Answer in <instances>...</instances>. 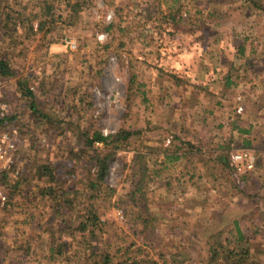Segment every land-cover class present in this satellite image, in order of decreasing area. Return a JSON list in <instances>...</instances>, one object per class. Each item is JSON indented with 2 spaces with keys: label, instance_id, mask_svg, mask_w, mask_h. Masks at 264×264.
I'll return each mask as SVG.
<instances>
[{
  "label": "rangeland",
  "instance_id": "1",
  "mask_svg": "<svg viewBox=\"0 0 264 264\" xmlns=\"http://www.w3.org/2000/svg\"><path fill=\"white\" fill-rule=\"evenodd\" d=\"M165 1L91 0L74 25L58 24L23 54L7 52L14 74L5 78L3 96L10 113L21 117L8 124L17 131L8 176L15 180L28 174L33 156L62 160L65 149L79 147L78 125H93L105 136L121 128L140 131L130 142L158 148L168 147L177 136L200 151L175 163L170 188L163 187L165 181L161 187L149 185L152 209L163 220L155 248L184 252V264H207L211 249L234 239L229 232L238 221L251 243L248 264H264V15L245 0H181L184 21L160 27V11L165 13L170 4ZM208 12H214L211 18ZM66 39L75 49L65 46ZM240 43L245 53L237 59ZM227 72L236 84L228 89L220 81ZM131 75L134 84L128 83ZM20 84L32 91L41 109L75 126L60 135L64 125L39 124L29 114L20 115L26 106ZM234 123L249 133L233 132ZM217 145L228 146L229 157L234 150H249L255 157L253 170L235 173L213 163ZM132 148L118 151L110 162L108 182L118 195L128 188ZM7 192L0 184V264H40L38 253L24 252L28 244L36 249L35 227L23 222L26 213L16 203L5 208L7 199L1 197L7 198ZM104 218L124 222L115 208ZM7 249L14 252L7 255Z\"/></svg>",
  "mask_w": 264,
  "mask_h": 264
},
{
  "label": "trees",
  "instance_id": "2",
  "mask_svg": "<svg viewBox=\"0 0 264 264\" xmlns=\"http://www.w3.org/2000/svg\"><path fill=\"white\" fill-rule=\"evenodd\" d=\"M90 1L0 0V75L9 78L14 74L12 63L6 57L7 52L23 54L37 37L46 40L58 24L74 25L78 15ZM245 1L255 13L264 15L263 0ZM165 3L170 4L165 13L160 11V27L178 26L184 21L183 2L168 0ZM30 7L32 10H29ZM189 14L186 10L185 16ZM213 14L214 12H208V18ZM198 21L201 25L205 24L201 17ZM111 28L110 24L106 31ZM49 43L50 40L46 44ZM244 50V43H240L237 59L244 57ZM229 65L231 70H238L233 64ZM220 81L227 89L236 85L230 72L224 73ZM128 83H135V75H131ZM20 87L26 101L20 115L29 114L39 124L45 121L51 126L64 125V131L62 128L60 135L68 131L66 127L75 126L74 121L58 118L54 112L41 109L32 91L23 84ZM141 95L145 99V93L141 92ZM20 119L17 113L11 114L7 123L13 125ZM74 128L79 129V147L65 149L62 160L44 162L40 157L33 156L29 162L28 174H21L11 180L8 176L13 166L11 165L0 175V184L8 190L5 208L16 203L26 213L23 222L32 224L37 232L35 239L29 238V241L34 239L36 249L28 244L24 248L25 254L38 253L40 264H184V252H163L154 246L160 243L157 229L163 220L159 212L152 209L154 200L150 199L149 185L157 187L165 181L163 187L170 188L173 180L171 168L188 153H198L200 149L177 136H173V142L168 147L158 148L144 146L141 142H130L131 137L141 134L140 131L129 132L121 128L116 133L105 136L93 125L85 129H80L79 125ZM230 130L237 134L249 133L235 123ZM19 132L22 133L21 130ZM96 143H101L103 149L96 148ZM131 146L134 152L127 176L128 188L118 195L117 190L108 182L110 162L118 151L128 150ZM216 147L219 151H216L211 161L224 170H232L229 168L227 153L229 147ZM142 148L147 153H143ZM176 181L179 182V179ZM115 197L117 199L114 201ZM114 208L122 213L123 223L118 224L104 218L105 213ZM232 223L229 234L234 239L218 243L211 249L207 264L249 263L251 243L241 231L238 221ZM124 226L129 231H125ZM3 238L0 231V248H3ZM10 252L14 251L7 249V255Z\"/></svg>",
  "mask_w": 264,
  "mask_h": 264
},
{
  "label": "built area",
  "instance_id": "3",
  "mask_svg": "<svg viewBox=\"0 0 264 264\" xmlns=\"http://www.w3.org/2000/svg\"><path fill=\"white\" fill-rule=\"evenodd\" d=\"M110 18V16H108ZM68 49H75L76 45L72 40H64ZM6 87V80L0 75V175L12 162L13 154L16 151L17 131L10 128L7 123L11 115L10 106L3 96ZM230 167L235 173L250 172L255 166V157L246 149H238L230 154ZM4 201L5 198L1 197Z\"/></svg>",
  "mask_w": 264,
  "mask_h": 264
}]
</instances>
